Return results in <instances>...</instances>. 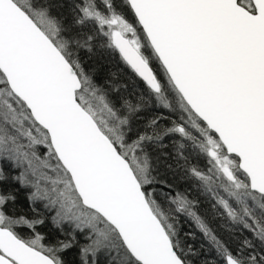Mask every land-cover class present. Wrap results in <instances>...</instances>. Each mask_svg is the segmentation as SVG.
Masks as SVG:
<instances>
[{"label": "snow or ice", "instance_id": "6c2138e0", "mask_svg": "<svg viewBox=\"0 0 264 264\" xmlns=\"http://www.w3.org/2000/svg\"><path fill=\"white\" fill-rule=\"evenodd\" d=\"M54 7L0 0V264L74 247L80 264H264V0H75L71 24ZM82 54L118 55L133 92ZM167 138L183 190L153 164Z\"/></svg>", "mask_w": 264, "mask_h": 264}, {"label": "trees", "instance_id": "16d2710c", "mask_svg": "<svg viewBox=\"0 0 264 264\" xmlns=\"http://www.w3.org/2000/svg\"><path fill=\"white\" fill-rule=\"evenodd\" d=\"M52 3L55 5V7L53 8V15L62 18L66 24H71L73 18L72 6L75 3V0H52ZM60 5H63V7H60ZM82 58L86 60V67L95 68L97 70L98 82L103 84L105 83V81H107L106 86L118 88V95L120 96L128 97L129 93L133 92L134 85L131 72L130 70L125 68V66L119 61L118 55L113 58L106 54L103 59L94 57L92 60H87L86 54H82ZM141 87H143V85H141ZM132 98L135 99L136 97L133 96ZM159 111L161 110L156 108H151L143 111L140 114L141 119L139 121L134 122V128H138L139 130L143 131L144 124L146 123V121L150 119L153 115L157 114ZM164 144L168 146L163 149L152 147L149 148V151L151 152L153 157V164L157 167V171L160 173V178L167 180L169 183L175 184L181 190H183L189 184L194 185V181L188 178H184L183 172L175 168V152L173 147L174 142L170 138H167L164 140ZM162 152L168 153V157L165 158L163 155H161ZM190 152L191 149L189 148L185 151V154L187 155ZM157 157H159L158 164L156 159ZM190 162L193 164H197V166L200 167H203L204 164V161H198L195 158L194 154L190 156ZM168 164L173 165V170L167 169L166 165ZM5 187L7 188L8 186L5 185ZM11 187L15 191V194L18 198L16 210L18 212L28 213L29 209L26 201V190L19 188V185H12ZM193 195H195L194 187ZM216 226V224H213V227ZM183 230L195 233V239L189 237L188 243L193 244L196 249L199 250L200 245L202 244L205 246V249L209 247L205 238L202 236V234L199 233L198 230L195 229L194 225H190L187 221H185L183 223ZM40 231L48 235L51 231L50 225H45L43 228L40 229ZM52 234L55 235V233ZM181 234L183 235V232ZM217 234L222 236L224 235V233L219 229L217 231ZM63 255L66 264H80L78 247L69 249ZM203 258V256L200 257V259ZM197 264H200L199 260H197Z\"/></svg>", "mask_w": 264, "mask_h": 264}]
</instances>
